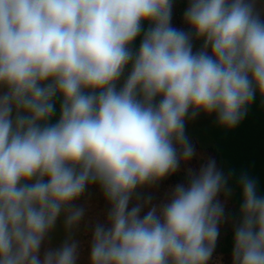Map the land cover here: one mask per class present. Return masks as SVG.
Instances as JSON below:
<instances>
[{"label": "clouds", "instance_id": "clouds-1", "mask_svg": "<svg viewBox=\"0 0 264 264\" xmlns=\"http://www.w3.org/2000/svg\"><path fill=\"white\" fill-rule=\"evenodd\" d=\"M186 3L184 30L173 0H0V264H210L224 223L231 264H264L247 173L235 216L213 157L145 195L196 155L186 121L233 129L264 103V0ZM93 185L106 211L86 221Z\"/></svg>", "mask_w": 264, "mask_h": 264}, {"label": "rangeland", "instance_id": "rangeland-1", "mask_svg": "<svg viewBox=\"0 0 264 264\" xmlns=\"http://www.w3.org/2000/svg\"><path fill=\"white\" fill-rule=\"evenodd\" d=\"M187 7L186 0H173L172 26L187 30L183 22V13ZM200 42H194V51L198 50ZM130 69V66L127 71ZM122 83V81H121ZM56 115L52 122L59 117V103ZM185 133L195 147L196 155L186 165L181 164L180 169L173 175L163 180L157 188L148 190L145 195H151L154 202H159L165 193L178 183L186 182L187 168L199 170L208 157L215 158L218 168L225 173L232 172L233 179L230 186L234 189L233 195L225 204L226 216H235L241 203L240 189L236 179L241 173H247L257 181L258 193L264 196V103L259 94L251 104L246 117L233 129H225L217 125L215 114L201 113L196 119L186 121ZM220 199L224 201L223 195ZM87 202L86 221L97 218L103 219L102 213L106 211V202L98 186H91L79 201ZM80 239L87 247L88 236L84 234V225H81ZM63 232L58 229L54 242L62 238ZM233 232L229 223L220 226V236L217 240L215 252L210 264L217 260L220 264H231L233 248Z\"/></svg>", "mask_w": 264, "mask_h": 264}, {"label": "trees", "instance_id": "trees-1", "mask_svg": "<svg viewBox=\"0 0 264 264\" xmlns=\"http://www.w3.org/2000/svg\"><path fill=\"white\" fill-rule=\"evenodd\" d=\"M147 27H148V24L147 22H145L144 28L147 29ZM142 36H143V33H141V36L137 37V39L133 42V45H132L133 50H137L139 48Z\"/></svg>", "mask_w": 264, "mask_h": 264}]
</instances>
